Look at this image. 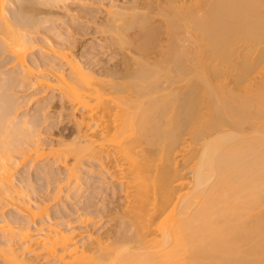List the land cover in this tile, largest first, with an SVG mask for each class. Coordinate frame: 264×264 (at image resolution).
<instances>
[{"label": "bare ground", "instance_id": "1", "mask_svg": "<svg viewBox=\"0 0 264 264\" xmlns=\"http://www.w3.org/2000/svg\"><path fill=\"white\" fill-rule=\"evenodd\" d=\"M66 1L0 0V70L6 55L15 63L0 72V261L264 264V0H146L157 14L110 2L104 29L132 55L121 72L93 70L71 40L42 28L52 20L37 7ZM44 31L57 41L32 57ZM22 88L81 112L75 138L46 144L44 119L22 115L9 93ZM87 161L121 186L119 236L95 235L90 209L52 217L64 188L81 192ZM49 165L67 174L45 168L47 187L58 186L38 199L41 187L17 174Z\"/></svg>", "mask_w": 264, "mask_h": 264}, {"label": "rangeland", "instance_id": "2", "mask_svg": "<svg viewBox=\"0 0 264 264\" xmlns=\"http://www.w3.org/2000/svg\"><path fill=\"white\" fill-rule=\"evenodd\" d=\"M13 1L16 2L18 0H13ZM105 1H108V2H104V4L106 3L105 4L106 6L107 5L110 6L112 2H115L114 0L112 1L105 0ZM99 2H100L99 0H67L65 3H61L59 5H53V6L51 5V7H46V6L43 7V5H39L37 7V10L38 9L41 10V12L38 11L39 17L41 19L45 18L46 20L49 21L50 18L53 21L52 22L50 20L51 22L47 23L42 28L47 29V27L52 26V28L55 29L54 31L55 33L58 32L61 35H63L65 38H67L69 42L72 41L71 45L73 46V48L75 47L73 49L74 54L77 55L78 58H81L83 57V55H85V57L82 58V60L83 62H87L90 68H94L93 70L96 71H99L101 69L102 70L107 69L106 71H108L109 69V71L114 70L121 72L124 70V65H123V62L125 60L124 56L127 54L126 56L131 57L132 55H130V53L127 52V50L120 49V47L116 45L115 43L116 41L112 33L105 31L106 29H104L105 28L104 26L107 25L106 24L107 18H105V16L107 17L106 12L109 9L108 6L106 7L104 4H101V2L100 3ZM116 2L117 3L120 2L119 5H122L124 3L123 5L126 4L129 7L137 6L139 9L142 10L148 8L149 7L148 5H151V8L155 10L156 14L159 13L158 9L160 10L163 9V7H160L158 3L147 2L146 0H117ZM14 6L12 5L11 9L15 10L16 6L15 7ZM43 11H45L46 13L45 12L43 13ZM49 12H51V14ZM155 12H153V16ZM159 15H156L152 21L154 22V24L161 26V22L163 18L160 17L161 15L160 16ZM76 24L77 27L79 25L78 29L75 28ZM73 26L74 28H72ZM101 29L103 30V33H101ZM41 33H39V35L33 34L34 42L32 48L33 53L31 54L32 57L33 55L35 57L41 56L42 54L41 49L42 47H45L49 44V39L51 41L52 40L57 41V39L54 38L55 35L54 37H52V35L55 33L49 32L48 34V32L45 31L42 34ZM161 39L163 42H165V40L167 39V35L165 34L164 36L161 37ZM112 40L114 41L112 42ZM163 42L161 43L162 45ZM6 56L7 58L4 60L3 63L4 67H2V69L0 70V72L3 73L5 76L15 72V63L13 62L11 63L12 60L10 58L11 56L9 55ZM32 57H29V59H31ZM41 89L22 88V89L12 90L9 93L12 94L17 99L19 98L20 100L19 102L21 103V106H23L21 109L23 112L22 115L29 114V116H32L33 114H35L36 116L41 117V118L39 117L40 120L44 119V121L41 120L43 122L41 123V125L43 126L40 125L41 126L40 129H42V132L44 129L46 128L48 129V130L46 129L47 131L44 130L45 132H43L44 134H42V139L44 140V142H46V144L55 145L57 141H61V140L67 141V139L69 140L75 138L77 128L74 123L76 120H79L78 118H80L81 112L75 113V111L73 110L74 113L72 111V115H71L72 109L70 110L68 108L69 105L63 102V100L61 101V97L59 96L58 93L56 92L50 93L47 96L44 93H42L43 89L42 90ZM29 99H30V103L26 105ZM87 162H85V164L83 165L84 167L83 166L81 167V179L79 183L80 188L82 189L80 190L81 192L79 193V195H77V193H73L75 189H71L72 186H70L71 188L68 189L64 188L63 192L61 193V196L59 197V201L57 203H54L52 201L53 204L51 203V207H52L51 212L53 214L52 217H55L62 213V215L66 214L72 216L73 219H76L78 215H82L84 214V212L86 213L87 209H90L93 215H89V216L91 218H94L95 222H99L98 225L96 226L97 227L96 229L93 230L91 226V229L93 230L95 235H100V236L102 235L103 237L108 235L115 237L119 236L120 232H122L125 229L123 228L124 226L122 225L123 224L121 221L122 217L118 215L121 214V212L123 213L125 210L123 209V207L125 206L124 205L125 197L121 191L122 190L121 186L118 185V183L116 182L113 183V181L110 179L105 180L101 175L100 172L101 169H99V167L96 165L93 164L91 165L89 161ZM28 168L29 166H25L23 169L19 171L17 176L19 179L29 176L30 179L28 178L27 179L32 180V183L33 184L35 183L34 185H37V186L33 185L35 188L39 186L41 187L40 189L37 188V192L39 194L38 199H40V197H43V199L44 198L47 199L49 197V196L47 197V195H51L52 193L55 192L54 187H56L57 184L55 185L54 183V185L52 184V186L51 187L49 186L50 187L49 188L47 187L48 185L46 184L47 181L44 179L42 180V178H44L45 175H47L48 173L50 174L49 172L50 169H51L50 171H52L53 169V173L55 174V176H57L56 177L57 179L61 177L64 178L67 174V172L64 171V169H58L51 165H49V167L37 166L36 167L37 169L34 168L30 170H28ZM44 169L48 170L47 174H44L46 173ZM43 182L45 185L43 184ZM41 189H44V191L43 190L41 191ZM69 189L73 190L72 195L71 192L69 193L73 198V199L71 198L70 200L66 196L69 192L68 191ZM48 191L50 194H47ZM116 209L119 210L121 209V210L119 212ZM14 211L10 210L9 212L6 213V216L13 214ZM0 264L3 263L0 261Z\"/></svg>", "mask_w": 264, "mask_h": 264}]
</instances>
